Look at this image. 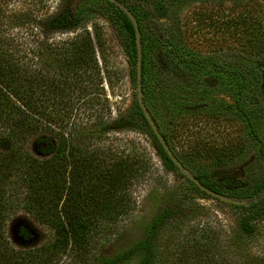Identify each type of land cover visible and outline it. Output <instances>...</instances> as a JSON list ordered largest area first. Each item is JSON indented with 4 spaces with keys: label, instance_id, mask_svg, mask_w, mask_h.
Masks as SVG:
<instances>
[{
    "label": "trees",
    "instance_id": "obj_1",
    "mask_svg": "<svg viewBox=\"0 0 264 264\" xmlns=\"http://www.w3.org/2000/svg\"><path fill=\"white\" fill-rule=\"evenodd\" d=\"M8 1L0 0V264H161L163 233L177 212L173 207H165L144 225L137 239L113 252H99L97 243L99 227L115 223L131 209L128 189L146 172L149 162L143 153L135 150L125 153L94 143L106 135L108 127L124 129L132 116L110 122L98 116L95 125L102 130L88 141L91 127L71 122L68 131L62 126L55 131L50 126L52 121L56 125L65 121L68 126L77 107L75 94L81 97L94 94L96 85L102 83L97 47L101 55L104 47L99 29L94 24L92 33L84 25L87 18L79 4L62 0L60 8L41 21L47 39L41 40L38 50L44 56L43 65L36 67V46H32V39L11 34L9 29V24L16 21L23 22L26 30L31 31L33 9L28 8L11 20ZM24 1L30 7L44 2ZM241 1L221 10V15L216 14L218 9L213 5L214 12H198L202 24L207 20L216 22L215 17L222 18L227 63L222 72L227 96H236L234 105L221 108L211 104L218 88L212 83V70L207 69L206 63L214 57L202 56L183 44L164 48L161 42L169 43L174 34L170 31L155 38L161 44L156 54L151 52L149 41L146 44L142 38L143 92L144 96L147 88L152 92L154 110L147 106L154 120L161 130L158 99L163 96L170 102L173 116L179 115L178 119L174 118L173 130L183 151L195 161L209 160L214 167L227 166L243 153L246 141L240 131L260 143L264 157V139L256 127L264 103V59L261 58H264V19L257 8ZM109 3L119 12L129 31L133 43L131 54L137 63L134 25L120 6ZM155 3L158 17H168V10ZM76 29L81 30L73 36L54 37ZM254 61L261 64L251 65ZM247 89L253 91L251 100L247 98ZM137 114L151 128L140 106ZM228 116L238 121L239 132L232 131L234 124ZM210 124L216 126L215 130L209 128ZM151 130L159 142L165 166L180 169ZM210 130L217 134L210 135ZM31 144L38 147V153L32 152ZM177 156L187 168L184 156ZM195 176L210 186L202 179L206 173ZM247 184L253 189L254 195L250 197H257L251 200V205L256 206L263 200L264 171L255 183ZM82 189L89 192L82 193ZM20 207L51 230L49 239L28 247H17L11 242L8 221ZM263 223L264 210L257 208L247 210L240 220L241 228L247 233L259 232ZM22 235L29 237L30 233L23 228ZM204 248L207 263L213 264V252Z\"/></svg>",
    "mask_w": 264,
    "mask_h": 264
},
{
    "label": "rangeland",
    "instance_id": "obj_2",
    "mask_svg": "<svg viewBox=\"0 0 264 264\" xmlns=\"http://www.w3.org/2000/svg\"><path fill=\"white\" fill-rule=\"evenodd\" d=\"M40 5L31 6L24 0H9V16L25 12L28 8L33 9L31 31H27L25 24L12 22L9 24L11 34L23 35L24 38L32 39V46H36L34 61L36 67L43 65L44 56L38 51L41 40L47 39L43 31L41 21L50 13L57 11L62 0H42ZM73 5L79 4L85 12L86 25L93 33V25L99 29L104 47L103 55L97 47V57L101 68L102 83L96 85L94 94L81 97L75 94L76 106L71 114L70 124L67 126L51 122V128L55 131L71 129V122L80 126L91 127L86 137L98 135L102 130L95 125L99 117L104 120L113 121L121 116L130 118L131 122L126 123L122 130H113L108 127L106 135H103L95 145L112 148L114 151L129 152L135 150L146 156L148 168L141 176L135 179L128 189L132 204L128 213L118 218L115 223L99 227V252H113L119 247L137 239L143 230L144 225L151 221L165 207H173L176 214L169 219L163 233L161 245V264H208L205 248L213 252V264H264V223L257 233H247L240 226L241 217L249 209L264 210L263 200L256 206L251 205L253 189L247 182L255 183V180L264 171V157L261 155L260 143L252 141L245 135L244 131L239 132L238 121L232 116L229 121L234 124L233 132L243 134L245 148L240 157H235L227 166L214 167L209 160L190 159L183 151L180 140L175 135L174 123L179 115H174L170 109V102L165 97H160V109L158 120L161 130L173 150L179 156H184V162L193 175L206 173L203 180L210 188L217 190L227 196L245 200L247 203L238 205L211 197L202 191L188 177L187 173L178 170H171L165 166L160 152L159 142L151 128L146 124L140 114L138 90H137V63L135 56L131 54L133 45L129 31L120 16L119 12L110 5L108 0H72ZM136 15L143 42L151 44V52H158L161 49L160 42L155 38L163 32H173L169 43L161 42L165 48L167 45L177 43L183 44L192 51L202 54L205 57H214L206 63L207 69H211L213 84L217 86L215 99L211 104L228 106L235 104V97L229 98L225 91V74L223 67H227L224 53L226 34L222 30L221 17H215L216 22L209 20L202 24L198 18L200 10L212 11L213 5L218 10L216 14L226 7L233 6L238 0H121ZM161 8L168 10V17H158L155 9L156 3ZM242 3L250 4L257 8V13L264 19L263 0H242ZM257 6L254 7V4ZM207 24V25H206ZM191 28V32L187 31ZM81 29L66 33L55 34L54 37H69ZM27 31V32H26ZM20 33V34H19ZM264 59L263 57H261ZM237 61V60H234ZM178 64V63H177ZM184 64V63H182ZM200 64V63H199ZM197 64V65H199ZM251 65L259 66V62H251ZM253 91L247 89V98L251 100ZM145 103L154 110L152 103L154 99L152 92L147 88ZM91 100L90 103H86ZM192 102H196L192 99ZM226 104V105H225ZM198 106V104H197ZM197 106L195 108H197ZM56 108L53 104L52 111ZM261 117L257 121V131L264 139V103L261 104ZM197 109H202V106ZM223 110V109H222ZM156 112V111H155ZM175 118V119H174ZM226 119V118H225ZM215 130L216 126H209ZM221 130V129H218ZM238 130V131H237ZM217 133L210 130V135ZM52 141L55 136L51 133ZM98 142V143H97ZM93 144V143H92ZM90 144V145H92ZM29 148L38 153V147L31 144ZM91 148H94L92 145ZM143 157V156H142ZM89 190L82 189V193ZM21 196V195H20ZM23 228L30 233L29 237L22 235ZM8 235L11 242L17 247L34 246L51 237V230L35 221L21 207L17 208L8 221ZM203 247H202V246Z\"/></svg>",
    "mask_w": 264,
    "mask_h": 264
},
{
    "label": "water",
    "instance_id": "obj_3",
    "mask_svg": "<svg viewBox=\"0 0 264 264\" xmlns=\"http://www.w3.org/2000/svg\"><path fill=\"white\" fill-rule=\"evenodd\" d=\"M112 3L117 4L120 6L123 11L129 16L131 19L134 28H135V40H136V47H137V90H138V103L139 106L147 119L148 123L150 124L151 128L153 129L154 133L162 143L164 149L168 153L169 157L174 161V163L185 173H187L188 177L195 182L202 190L206 191L207 193L211 194L212 196L219 198L221 200L230 201L232 203H247L245 200H240L237 198H233L230 196H227L219 191H216L214 189H211L207 186H205L199 178H197L195 175L191 174L189 172V169L186 168L183 164V162L178 158V156L175 154L173 149L171 148L170 144L168 143L167 139L163 135L162 131L160 130L158 124L154 120L148 106L145 103L144 100V92H143V48H142V32L140 28L139 21L134 14V12L125 5L121 0H109Z\"/></svg>",
    "mask_w": 264,
    "mask_h": 264
}]
</instances>
